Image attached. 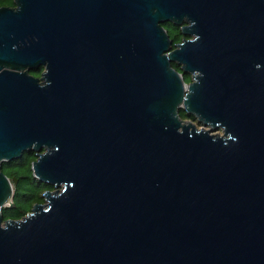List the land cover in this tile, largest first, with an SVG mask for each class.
<instances>
[{
	"label": "water",
	"instance_id": "95a60500",
	"mask_svg": "<svg viewBox=\"0 0 264 264\" xmlns=\"http://www.w3.org/2000/svg\"><path fill=\"white\" fill-rule=\"evenodd\" d=\"M12 2L0 264H264V0ZM26 151L52 189L2 219Z\"/></svg>",
	"mask_w": 264,
	"mask_h": 264
},
{
	"label": "trees",
	"instance_id": "16d2710c",
	"mask_svg": "<svg viewBox=\"0 0 264 264\" xmlns=\"http://www.w3.org/2000/svg\"><path fill=\"white\" fill-rule=\"evenodd\" d=\"M0 6H13V2L12 0H0ZM162 27L171 41V46L180 42L182 35L179 26L165 22ZM171 66L178 70L174 63H171ZM30 74L38 76L39 71L37 72L36 69L30 71ZM183 81L186 82L187 78L183 77ZM178 115L181 119L195 121L191 115H186L182 110H179ZM32 160H34V154L26 151L20 157L1 164L2 173L11 183V201L13 202L12 206L1 208L2 219L21 217L30 210L34 202L42 201L41 193L43 191L52 189L51 186L32 177L30 170Z\"/></svg>",
	"mask_w": 264,
	"mask_h": 264
},
{
	"label": "flooded vegetation",
	"instance_id": "af4514ba",
	"mask_svg": "<svg viewBox=\"0 0 264 264\" xmlns=\"http://www.w3.org/2000/svg\"><path fill=\"white\" fill-rule=\"evenodd\" d=\"M179 28H180V27H179ZM181 35H182V34H181ZM183 38H185V39H189V37H185V36L182 35L181 39H183ZM180 41H181V40H180ZM40 71H41V70H40ZM40 71H39V72H40ZM38 76H39V75H38ZM183 77H186V78H187L186 83L189 82V80L191 79V75H190V74H182V78H183ZM192 122L195 123V121H192Z\"/></svg>",
	"mask_w": 264,
	"mask_h": 264
},
{
	"label": "rangeland",
	"instance_id": "374dc122",
	"mask_svg": "<svg viewBox=\"0 0 264 264\" xmlns=\"http://www.w3.org/2000/svg\"><path fill=\"white\" fill-rule=\"evenodd\" d=\"M200 125H196V127H199ZM217 134H220V130H217Z\"/></svg>",
	"mask_w": 264,
	"mask_h": 264
}]
</instances>
